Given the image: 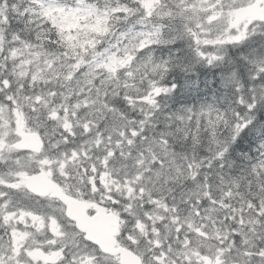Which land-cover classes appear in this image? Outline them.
<instances>
[{"label":"snow or ice","instance_id":"6c2138e0","mask_svg":"<svg viewBox=\"0 0 264 264\" xmlns=\"http://www.w3.org/2000/svg\"><path fill=\"white\" fill-rule=\"evenodd\" d=\"M0 264H264V0H0Z\"/></svg>","mask_w":264,"mask_h":264}]
</instances>
